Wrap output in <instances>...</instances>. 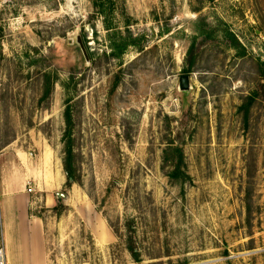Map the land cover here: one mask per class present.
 I'll return each instance as SVG.
<instances>
[{
    "label": "rangeland",
    "instance_id": "374dc122",
    "mask_svg": "<svg viewBox=\"0 0 264 264\" xmlns=\"http://www.w3.org/2000/svg\"><path fill=\"white\" fill-rule=\"evenodd\" d=\"M94 1L0 0V264L44 249L45 264H137L130 224L140 264H264V0H117L116 29L141 39L120 60ZM171 145L185 185L167 177ZM5 193L29 195L46 248Z\"/></svg>",
    "mask_w": 264,
    "mask_h": 264
},
{
    "label": "trees",
    "instance_id": "16d2710c",
    "mask_svg": "<svg viewBox=\"0 0 264 264\" xmlns=\"http://www.w3.org/2000/svg\"><path fill=\"white\" fill-rule=\"evenodd\" d=\"M209 1L214 2L215 0ZM94 8L96 10V13L100 17L104 18L105 28L109 32L108 38L110 41V49L112 51L111 54L115 59H122L131 47L139 46V42L141 40L140 38L134 37L133 35L123 36V34L116 29L113 23V16L115 15L117 10V0H95ZM226 34L227 36L232 38V41L234 42V46L236 48L241 47L239 41L234 35L228 32H226ZM193 47L189 52L191 58L194 57ZM191 72V69H188L185 71V74H190ZM262 89L264 90V86H262ZM65 122L67 128L63 138L65 152L64 170L67 178L66 186L68 188H72L77 181V174L74 166L75 153L73 146V118L69 109L65 114ZM164 154L166 159L165 162L168 164L166 173L167 177L171 181H175L184 185L187 182H190L191 178L186 172L187 166L185 163L183 150L174 145H171L164 152ZM129 227L131 235L127 238L126 241L127 248L134 262L140 264L141 254L134 238L135 229L133 228V224H130Z\"/></svg>",
    "mask_w": 264,
    "mask_h": 264
},
{
    "label": "crops",
    "instance_id": "0c3cea01",
    "mask_svg": "<svg viewBox=\"0 0 264 264\" xmlns=\"http://www.w3.org/2000/svg\"><path fill=\"white\" fill-rule=\"evenodd\" d=\"M63 185V176L62 174H59L58 176L56 175L55 176V179H54V184H53V188H56L57 186H61ZM24 198L25 202H24V215L23 217L21 218L20 221L23 222L24 225H30V226H38V228L40 229L41 233H42V236H43V239H44V247L46 248V245H45V238H44V226H43V223L39 220H34V219H31L29 217V212H28V200H29V195H25V194H21V195H11L9 193H5L4 195L1 196V198H3V203H4V207H6L7 211L10 210V208H12V206L14 207L15 206V202H14V199L15 198ZM49 195H46V198L48 197ZM2 217H3V213H2ZM6 223V224H5ZM3 222V234H4V238H8V241H12L14 240V238L11 237V235H9V228H10V225L8 224V219L6 222ZM6 229V231H5ZM8 232V234L6 233ZM9 235V236H8ZM6 254H7V259H8V262L10 263L11 262V256H10V252L7 253V250H6ZM44 264L46 263V249H44ZM14 262V260H13ZM20 264V262H17Z\"/></svg>",
    "mask_w": 264,
    "mask_h": 264
},
{
    "label": "water",
    "instance_id": "95a60500",
    "mask_svg": "<svg viewBox=\"0 0 264 264\" xmlns=\"http://www.w3.org/2000/svg\"><path fill=\"white\" fill-rule=\"evenodd\" d=\"M75 43L80 48L85 61L89 64L90 57H89L87 48L84 44L82 36L78 35L75 39ZM192 88L193 86L191 83V77L188 75L182 76L180 78L179 93L181 97L183 98V100H186L190 96V94L192 93ZM57 198L62 199V198H66V196L64 194H57Z\"/></svg>",
    "mask_w": 264,
    "mask_h": 264
},
{
    "label": "built area",
    "instance_id": "2783aa9c",
    "mask_svg": "<svg viewBox=\"0 0 264 264\" xmlns=\"http://www.w3.org/2000/svg\"><path fill=\"white\" fill-rule=\"evenodd\" d=\"M28 192H29V193H32V192H33V189L30 188V189L28 190ZM1 264H2V263H1Z\"/></svg>",
    "mask_w": 264,
    "mask_h": 264
}]
</instances>
